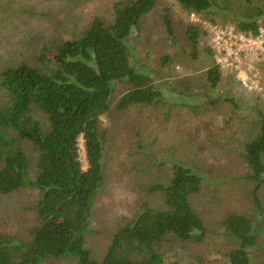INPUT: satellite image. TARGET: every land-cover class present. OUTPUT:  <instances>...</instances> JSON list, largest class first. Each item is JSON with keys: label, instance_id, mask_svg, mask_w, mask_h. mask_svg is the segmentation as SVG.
I'll return each mask as SVG.
<instances>
[{"label": "rangeland", "instance_id": "rangeland-1", "mask_svg": "<svg viewBox=\"0 0 264 264\" xmlns=\"http://www.w3.org/2000/svg\"><path fill=\"white\" fill-rule=\"evenodd\" d=\"M118 1L0 0V71L32 63L42 46L78 34L95 16L112 19V5ZM225 2L227 12L216 11L205 19L188 14L174 0H156L151 12L142 18L133 37L132 61L148 68L160 98L153 104H133L120 111L116 103L124 87L117 85L109 111L100 116L103 174L88 214L85 237L94 259H101L114 231L131 220L142 203L154 208L161 204L160 194L146 188L168 183L173 165L182 164L201 178L200 190L189 196V202L207 233L200 242L166 236L158 245L166 264H227V253L234 243L224 236L221 221L229 213L261 220L257 245L249 253L250 264H264V183L257 208L242 158L245 144L259 131L258 114L264 115V66H258L261 89L246 91L235 74L216 67L208 51V37L199 24L204 20L235 26L237 17L246 14L247 2L264 9V0ZM166 13L171 33L163 22ZM190 24L201 28L196 48L186 36ZM211 66L220 74L214 87L207 80ZM6 99L0 89V105ZM34 116L45 122L40 112ZM25 153L30 161L29 177L34 179L37 154L28 144ZM78 155L82 169H86L81 137ZM38 197V191L29 187L0 195V232L28 240ZM39 264H75V260L48 257Z\"/></svg>", "mask_w": 264, "mask_h": 264}, {"label": "trees", "instance_id": "trees-1", "mask_svg": "<svg viewBox=\"0 0 264 264\" xmlns=\"http://www.w3.org/2000/svg\"><path fill=\"white\" fill-rule=\"evenodd\" d=\"M174 1L188 14L206 19L216 11L227 12L225 1L232 0ZM155 3L115 2L112 19L95 16L78 34L42 46L32 63L0 71V89L7 98L0 105V195L26 187L39 193L30 238L21 240L0 232V264H39L48 257H71L75 264H166L158 249L166 236L193 242L205 237L207 229L189 202V196L199 192L201 178L192 168L174 164L168 183L146 188L160 194L159 206L142 203L136 215L114 231L101 259H94L86 246L88 214L103 174L100 116L109 111L117 85L124 87L116 103L120 111L133 104H153L160 98L148 68L132 61L133 37ZM245 9L235 27L256 32L264 25V9L249 2ZM163 22L171 33L167 13ZM200 29L192 24L186 28L192 48L198 46ZM219 78L216 67H209L211 87ZM36 112L44 116V123L34 116ZM258 117L259 131L245 144L242 155L257 208L264 183V115L259 113ZM79 137L86 169L79 161ZM26 144L37 154L34 179L29 177ZM261 224L256 217L240 213H229L222 219L223 234L234 243L227 253V264H250L249 251L257 245Z\"/></svg>", "mask_w": 264, "mask_h": 264}, {"label": "built area", "instance_id": "built-area-1", "mask_svg": "<svg viewBox=\"0 0 264 264\" xmlns=\"http://www.w3.org/2000/svg\"><path fill=\"white\" fill-rule=\"evenodd\" d=\"M199 24L208 37V48L216 67L235 74L246 91L258 92L261 89L258 66H264V26L252 32L239 30L231 24L204 20Z\"/></svg>", "mask_w": 264, "mask_h": 264}]
</instances>
